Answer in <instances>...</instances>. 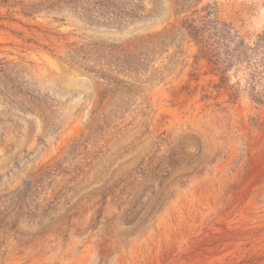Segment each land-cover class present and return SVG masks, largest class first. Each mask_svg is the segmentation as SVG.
I'll return each instance as SVG.
<instances>
[{
    "label": "rangeland",
    "instance_id": "374dc122",
    "mask_svg": "<svg viewBox=\"0 0 264 264\" xmlns=\"http://www.w3.org/2000/svg\"><path fill=\"white\" fill-rule=\"evenodd\" d=\"M52 1L0 3V264H264V0Z\"/></svg>",
    "mask_w": 264,
    "mask_h": 264
},
{
    "label": "trees",
    "instance_id": "16d2710c",
    "mask_svg": "<svg viewBox=\"0 0 264 264\" xmlns=\"http://www.w3.org/2000/svg\"><path fill=\"white\" fill-rule=\"evenodd\" d=\"M8 0H0V3H6ZM77 2L79 0H55L54 2L52 1L49 5L50 7H54L57 4H60V2ZM101 4V3H100ZM193 37H197V35L193 36ZM263 38H259L258 42L255 44L254 47H252V49H250L249 47H246L242 42L236 46L235 51H238L240 54H248V51H253L254 53L258 51V49H260V45L262 43ZM203 43V40H200ZM222 41L226 42L224 46L228 47V37L226 36H222ZM203 46H205V44H203ZM263 54H261V56H259L256 60H254L253 62L250 63V69H252L249 73V86L250 89L252 91H254L253 96L255 99H257L258 101L264 102V51L262 52ZM229 55V53L227 54V56ZM248 57V56H245Z\"/></svg>",
    "mask_w": 264,
    "mask_h": 264
}]
</instances>
